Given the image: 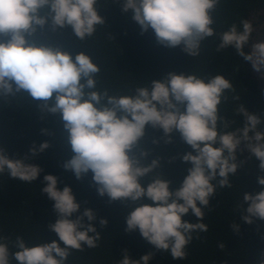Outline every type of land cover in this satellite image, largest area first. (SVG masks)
Instances as JSON below:
<instances>
[{"label": "clouds", "instance_id": "clouds-1", "mask_svg": "<svg viewBox=\"0 0 264 264\" xmlns=\"http://www.w3.org/2000/svg\"><path fill=\"white\" fill-rule=\"evenodd\" d=\"M117 2L122 11H132L142 34L154 31L158 44L182 46L184 52L196 57L202 42L217 36V52L234 47L243 61L264 77V41L245 51L253 32L248 20L216 33L212 13L220 0ZM97 4L98 0H0V37L7 38L0 40V102L21 96L41 114H59L64 144L72 153L64 169L77 179L91 172L98 195L127 204L126 232L138 231L157 250L169 252L173 260L185 259L193 233L208 230L202 222V208L217 190L231 188L230 177L251 157L259 161L258 168L264 173V114L250 112L240 104L235 113L243 117L242 126L233 128L235 121L219 114L221 104L228 100L225 93L234 90L229 79L220 74L173 72L150 84H139L130 95L100 91L96 78L100 67L90 55L80 51L73 59L69 52L38 38L39 31L49 24L53 32L71 27L78 41L92 37L105 23ZM149 125L162 129L166 143L178 132L192 149L181 157L191 167L175 190L170 187L173 181L157 171L159 159L149 163L146 151L134 153ZM49 147L45 141L38 147L33 144L29 151L36 156ZM244 150L249 155L241 161L237 152ZM28 159V155L9 158L0 148V175L7 173L12 179L32 183L43 169L27 163ZM43 179L46 186L40 191L54 201L57 214L49 230L58 240L29 246L22 236L12 241L0 235V264H66L73 249L83 252L99 246L101 235L92 223L95 212L85 209L80 213L81 205L71 187L59 190L55 175ZM257 183L261 190L255 194L244 191L236 206L247 224L264 220V175L257 177ZM189 211L200 222L184 220ZM107 223L100 219L101 227ZM232 228L239 231L238 224ZM152 258L153 254L147 253L134 260L124 250L117 264H149Z\"/></svg>", "mask_w": 264, "mask_h": 264}, {"label": "trees", "instance_id": "trees-1", "mask_svg": "<svg viewBox=\"0 0 264 264\" xmlns=\"http://www.w3.org/2000/svg\"><path fill=\"white\" fill-rule=\"evenodd\" d=\"M97 8L105 23L97 27L92 37L78 41L71 27L53 32L49 24L39 31L38 38L43 44L69 52L73 59L80 51L90 55L100 67L96 77L100 91L106 89L110 95H130L136 87L161 80L173 72H195L204 76L220 74L229 79L234 90L225 93L228 100L221 104L219 114L228 121H235L233 128L242 126L243 117L235 113L240 104L250 112L264 114L261 79L234 47L217 52L220 42L217 36L203 41L199 55L193 57L184 52L182 46L169 48L158 44L151 29L142 34L140 26L132 19V11H122V4L117 0H98ZM212 15L216 33L228 30L232 24L240 26L241 20L252 24L253 32L246 52L253 43L264 41V0H220ZM6 39L0 37V40ZM261 128L264 129V125ZM171 137L172 142L166 143L162 129L149 125L134 153L139 155L146 151L149 163L159 159L157 171L173 181L170 187L175 190L191 167L181 157L192 149L178 132H173ZM64 140L59 114H41L35 104L21 96L0 102V148L12 159L28 155L27 163L43 169L32 183L12 179L7 173L0 175V235L12 241L22 236L29 246L58 240V236L49 230V225L57 219L54 201L40 191L46 186L44 176L52 174L58 178L59 190L71 187L81 205L80 213L85 209L95 212L96 220L92 223L101 235L98 247L85 248L83 252L73 249L66 264H117L123 258L124 250L134 260L152 253L149 264H260L264 260V220L247 224L236 210L244 191L255 194L261 190L257 177L264 173L260 172L255 157L243 163L236 175L230 177L231 188L218 189L209 205L202 208L205 213L202 222L207 224L208 230L198 235L193 233V240L186 248V258L173 260L169 252L157 250L138 231H125L127 204L110 202L107 195H98L91 172L77 179L71 170L64 169V163L72 154ZM45 141L50 147L32 156L29 150L33 144L38 147ZM248 155L247 150L237 152L241 161ZM101 218L108 221L104 227L100 225ZM183 219L190 223L200 222L191 211ZM85 223H88L86 217ZM233 224L239 225L238 232L233 230Z\"/></svg>", "mask_w": 264, "mask_h": 264}, {"label": "flooded vegetation", "instance_id": "flooded-vegetation-1", "mask_svg": "<svg viewBox=\"0 0 264 264\" xmlns=\"http://www.w3.org/2000/svg\"><path fill=\"white\" fill-rule=\"evenodd\" d=\"M256 74L258 75V78L261 79V82L263 83V86H264V77H262L260 73L256 72Z\"/></svg>", "mask_w": 264, "mask_h": 264}]
</instances>
